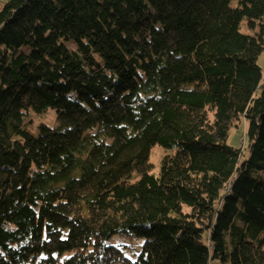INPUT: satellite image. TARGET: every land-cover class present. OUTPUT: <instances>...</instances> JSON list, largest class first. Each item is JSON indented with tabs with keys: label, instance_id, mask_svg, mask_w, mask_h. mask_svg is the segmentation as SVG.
<instances>
[{
	"label": "trees",
	"instance_id": "trees-1",
	"mask_svg": "<svg viewBox=\"0 0 264 264\" xmlns=\"http://www.w3.org/2000/svg\"><path fill=\"white\" fill-rule=\"evenodd\" d=\"M263 49L264 0H0V264H264Z\"/></svg>",
	"mask_w": 264,
	"mask_h": 264
},
{
	"label": "rangeland",
	"instance_id": "rangeland-1",
	"mask_svg": "<svg viewBox=\"0 0 264 264\" xmlns=\"http://www.w3.org/2000/svg\"><path fill=\"white\" fill-rule=\"evenodd\" d=\"M7 0H2L5 2ZM234 4V1L233 3ZM241 30L243 32H251L252 31L247 28L245 25V21L241 23ZM67 45L70 47H74L75 44L73 42H67ZM27 48H21L19 52H28ZM258 65L261 67L262 71L264 72V49L261 54L258 56L257 59ZM30 121H28L27 129L29 132L37 135L38 132L36 130V126L38 123H45L48 126L54 125L56 123V116L52 110H47L42 114H35L31 112ZM245 131H246V121L243 117H240L239 121L236 125H232L229 128L228 136H227V144L236 148L244 147L245 145ZM171 151L164 149L160 145H155L150 149L149 154V162L151 164V172L157 174L159 171L160 160L165 153H169ZM264 236V233H262ZM109 242L113 245H119L125 248V251H135V248L139 249V247L144 243V239L136 238L133 236H123V235H115L113 236ZM136 249V250H137ZM213 264H220L218 259L213 260Z\"/></svg>",
	"mask_w": 264,
	"mask_h": 264
}]
</instances>
